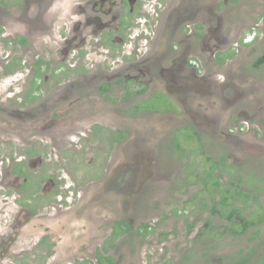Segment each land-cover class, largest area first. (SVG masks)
<instances>
[{
    "label": "flooded vegetation",
    "instance_id": "af4514ba",
    "mask_svg": "<svg viewBox=\"0 0 264 264\" xmlns=\"http://www.w3.org/2000/svg\"><path fill=\"white\" fill-rule=\"evenodd\" d=\"M53 1L26 0L38 9L25 12L33 11L39 23L35 35L20 42L26 48L54 31L49 39L61 45L60 54L70 52L74 64L62 71V63L29 60L28 97L25 104H2L0 134L3 140L58 137L50 148L67 164L53 165L44 150L0 152V202L9 205L0 212L1 228L9 227L0 231V264L12 261L22 232L35 238L36 263L53 259L60 240L65 244L59 230L70 228L62 215L90 208L103 218L107 213L109 226H99L106 234L100 243L80 241L72 264H88L87 254L93 264H134L131 256L142 260L140 251L152 245L165 250L163 264H264V236L258 238L264 233V190L244 186L248 163L254 169L264 160V104H253L259 91L237 79L231 65L233 50L252 46L257 56L251 67L264 64L258 61L264 58V4L260 19L250 24L256 0H76L63 14L49 10ZM21 7L0 0V24L24 21L12 14ZM92 51L107 56L103 70L81 66L76 72L78 59ZM60 80L65 84L55 103H31L42 81ZM87 93L104 96L118 107L115 119L125 122L77 130L73 119L81 111L73 108ZM69 164L72 178L60 170ZM65 199H71L68 205ZM170 218L181 222L164 226ZM224 236L229 246L236 242L234 254L222 252ZM168 242L179 255L166 256Z\"/></svg>",
    "mask_w": 264,
    "mask_h": 264
},
{
    "label": "rangeland",
    "instance_id": "374dc122",
    "mask_svg": "<svg viewBox=\"0 0 264 264\" xmlns=\"http://www.w3.org/2000/svg\"><path fill=\"white\" fill-rule=\"evenodd\" d=\"M8 5H20L21 11H17V13H12L13 15H20L22 16L24 21H17L16 19H10L7 20L11 21L8 22L9 26H3L0 24L2 31L0 32V116H1V108L3 107L2 104L6 105H12L17 102L18 104H25L23 103L24 97H28V90L30 86L29 77L26 76L28 70H25L26 64H28L29 60L32 62L35 61L36 58H43L44 60H47L49 65H58L59 63H62L61 70L64 71L66 69L65 65H73L74 60L69 55L70 52H68L66 55H62L60 53V44L55 43L52 38V33H48L46 38H34L33 42L29 40V43L26 45V48H23V44L20 42V38H26L28 39L31 36L35 35V31L38 29V23H35L34 19V12L31 11L30 13L25 12V7L36 8L37 7H30L26 5H31L26 0H22L20 3V0H5ZM54 4H52L49 7V10H56L59 11L60 14L65 13L68 10V7L70 6V2H72V5L76 3V0H54ZM56 2V3H55ZM264 4V0H256L255 8L257 11L254 13L252 17L249 18L250 24L257 22L260 19V12H262V7ZM237 8L241 11L243 9L246 11V13L250 14V8L248 6L239 5L237 3ZM105 10L109 11L110 13H115V10H110L107 7L104 8ZM141 10V8H140ZM137 11V10H135ZM142 12V11H141ZM244 12V11H243ZM135 18V16H133ZM63 21V20H59ZM138 22H142L143 18L138 19ZM134 25V24H133ZM59 34L55 33V36L58 37ZM68 35H71L68 33ZM2 36V37H1ZM14 37L16 38L14 40ZM261 44L258 43L257 46ZM255 47H251L248 49H244V51L238 50L234 51L233 49V57H235L232 60L231 65L234 66L235 74H233L237 79L239 80H249L254 88L258 90L259 96H254L253 104H256L255 106H258L259 104H264V64L258 68L251 67V65L255 62V58L257 54H252L251 49ZM80 49V48H79ZM79 49H76V51ZM83 50H80V52H84ZM261 53V50H260ZM82 54V55H83ZM85 58L83 60L78 59V64H76L75 70L77 72L79 67L83 68H89L90 66H93L94 70H103L104 64L102 63L107 56L103 54L102 51H96L91 52L90 54L84 55ZM232 57V58H233ZM10 68V70H7V68ZM19 69H22V71H17ZM8 71V72H7ZM10 71V72H9ZM14 72V73H12ZM22 76L20 77V75ZM65 77V76H64ZM71 78H75L79 80V78L75 75ZM48 80V79H47ZM64 81H42L40 83V90L41 93L38 95H34V101H31L32 104H38L41 100L48 99L49 103H55L56 100L59 99L61 94L59 93V89L64 85ZM79 94V93H77ZM118 96V94L116 93ZM116 95H114L115 98H118ZM101 94H98L97 96L94 95H88V93L83 96L81 102H78L77 106H74L75 111H81V116L79 118L73 119L74 120V126L77 130L81 128H86L87 126L94 127L97 124L102 125V121H105L106 124H110L112 127L120 126L122 125L125 120L122 118H119V120L115 119V116L113 115V112H116V109H113L111 105L106 104L105 101H107L105 98H103ZM30 98V97H29ZM101 102L100 104L93 105L92 102ZM61 103V102H60ZM40 106V105H39ZM254 106V107H255ZM118 112V111H117ZM121 112V111H119ZM82 114H85L82 116ZM44 136V135H43ZM3 136L0 134V152L5 151L8 154H12L13 151H17V154L20 151V148L22 151H28L29 153L31 151L37 152V151H43L46 154V159L48 161H52L53 165H57V162L64 161V164H67L64 157L62 158L61 154L54 153L52 149L50 148L51 142L53 144H59L58 137H56L55 141L50 139V136L48 135V138H44L42 136H39L30 140L23 139L22 137L18 136L17 138L11 137V139H1ZM17 156V155H16ZM33 169L38 168V166L32 167ZM32 169V170H33ZM71 166L64 165V167H61L60 170L63 172H66L69 178H72L73 173L71 171ZM59 170V171H60ZM62 176V172L60 173ZM64 174V173H63ZM63 177V176H62ZM81 180L85 178H81ZM250 186L255 188L259 187L261 190H264V160H260L256 162V167L253 169L252 164L248 163V169L246 172V184L244 186ZM246 189V188H245ZM247 190V189H246ZM13 200V196L11 197V200ZM54 202L58 203L60 202L58 200V197L52 199ZM58 200V201H57ZM67 205L70 203L71 199L67 200ZM10 203V202H9ZM12 204V203H11ZM9 205H4L0 202V212H3L8 209ZM65 208V207H63ZM70 208V207H69ZM112 212V211H110ZM77 216H70L67 214L62 215V219L64 222H69L70 228L67 231L66 228H63V230H59L62 233V238L65 240V244L62 243L60 240V245L54 248V255L53 259H41L40 264H63L62 259L69 258L67 264H72L73 258L80 255V241L85 240H92L93 245L100 243L101 237L105 236V231L108 229L109 226V220L105 217H108V214H104V218L101 216V211L96 209L90 208L88 211L81 213L77 212ZM50 214V213H48ZM5 214H0V231L6 232L8 231L9 227L7 229L1 228L3 217ZM54 215L50 214L49 218L53 219ZM7 218H10V212L6 214ZM108 220V221H107ZM181 220H177L175 218L165 219L162 221V224L166 227H171L170 224H180ZM202 222H200L201 224ZM68 225V226H69ZM104 228V232L100 234L97 230H99V226ZM183 232V230H182ZM23 233V232H22ZM20 234L17 238V242L15 245V251H13L12 261H9V259H3V264H38L36 263V259L34 258L35 255L38 256V252L36 251V246L34 245V241L32 238H24L23 234ZM264 236V233L259 234L258 238H262ZM227 237L233 238L230 235H227ZM154 239H156V235L154 236ZM181 239V238H180ZM183 239V236H182ZM238 243H243L242 240L236 239ZM168 249L166 256H177L179 255L180 251L175 250L174 252V246L171 244V242H168ZM227 238L224 236L222 240L220 241L219 245L220 248H222V252L224 253H231L234 254L237 250L234 249L237 247L236 242L232 241L231 245L229 244L226 246ZM167 245V244H166ZM71 246V247H69ZM146 249V250H145ZM145 250V251H144ZM165 251V250H164ZM163 249L159 246L152 245L148 248H142L140 252H142V260H139L136 255L131 256V260L134 259V264H145L146 261L149 258L155 262L152 264H163L164 260H161L159 258L160 254L164 253ZM261 255V253H258ZM34 255V256H33ZM88 264H93V258L90 254H87L86 256ZM50 259V260H49ZM49 260V261H48ZM48 261V262H47ZM196 264L195 262H192ZM120 264H127L126 262H122ZM170 264V263H169ZM191 264V263H190Z\"/></svg>",
    "mask_w": 264,
    "mask_h": 264
},
{
    "label": "trees",
    "instance_id": "16d2710c",
    "mask_svg": "<svg viewBox=\"0 0 264 264\" xmlns=\"http://www.w3.org/2000/svg\"><path fill=\"white\" fill-rule=\"evenodd\" d=\"M258 61H259V62H260V61H264V58H263V57H261V58H260Z\"/></svg>",
    "mask_w": 264,
    "mask_h": 264
}]
</instances>
